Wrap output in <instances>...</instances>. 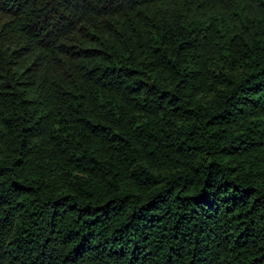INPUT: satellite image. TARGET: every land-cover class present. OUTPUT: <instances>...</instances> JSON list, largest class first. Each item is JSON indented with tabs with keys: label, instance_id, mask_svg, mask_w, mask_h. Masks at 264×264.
Returning a JSON list of instances; mask_svg holds the SVG:
<instances>
[{
	"label": "trees",
	"instance_id": "trees-1",
	"mask_svg": "<svg viewBox=\"0 0 264 264\" xmlns=\"http://www.w3.org/2000/svg\"><path fill=\"white\" fill-rule=\"evenodd\" d=\"M0 264H264V0H0Z\"/></svg>",
	"mask_w": 264,
	"mask_h": 264
}]
</instances>
